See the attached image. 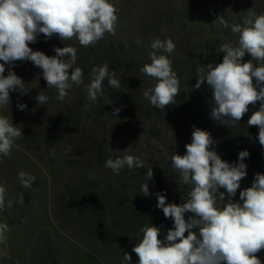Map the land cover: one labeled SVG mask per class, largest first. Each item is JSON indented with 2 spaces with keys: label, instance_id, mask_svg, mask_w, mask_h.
<instances>
[{
  "label": "rangeland",
  "instance_id": "obj_1",
  "mask_svg": "<svg viewBox=\"0 0 264 264\" xmlns=\"http://www.w3.org/2000/svg\"><path fill=\"white\" fill-rule=\"evenodd\" d=\"M111 2L119 9L115 35L106 34L95 46L83 47L75 38L45 40L43 34L30 45L49 56L55 55L54 47L77 49L75 66L83 70V83L70 90V101L56 99V90L47 88L42 70L31 62H16L11 69L30 90L23 96L11 93V103L0 107V116L12 119L23 131L10 157H0V185L7 190L0 224L8 225L7 239L0 242V264H122L124 252L131 254V264H137L132 248L142 236L140 229L155 225L163 239L173 226L156 207L155 193L165 192L168 203L180 204L188 198L191 185L179 182L171 156L185 153L193 125L210 133L212 148L230 163L238 160L240 151L249 152L244 161L247 176L235 200L251 186L255 173L264 174L258 128L247 125L259 103L249 106L230 129L211 118L207 85L194 88L197 67L221 62L220 46L238 41L231 25L242 24L249 9L264 12V0ZM156 38H171L176 45L172 54L158 53L170 56L180 80L175 104L165 109L144 97L156 81L140 72L150 63V45ZM105 63L122 87L110 88L105 81L104 93L91 103L85 85L91 82L92 68ZM5 68L7 75L9 65ZM39 92L49 97L47 104L34 99ZM17 103L26 104V110H19ZM89 103L91 109L86 110ZM122 105L117 117L112 116L113 108ZM124 155L139 157L144 166L125 168L119 175L105 167L108 158ZM149 168L154 172L151 194L144 196L140 189ZM20 172L35 177L31 187L21 185ZM260 259L264 261V251Z\"/></svg>",
  "mask_w": 264,
  "mask_h": 264
},
{
  "label": "clouds",
  "instance_id": "obj_2",
  "mask_svg": "<svg viewBox=\"0 0 264 264\" xmlns=\"http://www.w3.org/2000/svg\"><path fill=\"white\" fill-rule=\"evenodd\" d=\"M118 12L111 0H0V107L11 103V93L23 96L30 90L11 70L16 62H31L41 69L47 88L56 90V99L70 101V90L83 83V70L75 66L77 49L54 47L55 55L49 56L30 45L43 34L45 40L54 36L61 41L75 38L83 47L95 46L106 34L115 35ZM247 12L242 24L231 25V31L238 34L237 43L220 46L222 61L197 67L194 88L207 85L211 92V118L230 129L249 112V106L259 103L247 125L258 128L256 139L264 148V12ZM218 19L225 28L229 27L222 17ZM150 46V63H145L140 72L156 83L143 95L152 106L165 109L175 104L180 80L170 56L158 53L172 54L176 45L171 38H156ZM5 65H9L7 75ZM105 81L110 88L122 87L121 79L115 71L109 72L107 63L93 67L91 82L85 85L91 103L104 93ZM34 99L45 105L49 97L39 92ZM91 103L85 105L86 110L91 109ZM123 107H114L111 115L117 117ZM17 108L24 111L27 105L17 103ZM192 129L185 153L171 156V167L178 173L179 182L191 185L188 198L180 204L168 203L165 192L155 193L156 207L172 220L173 226L163 239L161 228L155 225L140 229L142 236L132 248L137 264H264L260 259L264 251V174L255 173L251 186L241 190L239 200H235L240 182L247 176L244 161L249 152L240 151L238 160L230 163L212 148L208 131L195 125ZM21 136L22 129L12 119L0 116V157H10ZM143 166L144 162L134 155L105 161V167L115 175L125 168ZM153 177L149 168L140 189L144 196L151 194L149 181ZM18 178L25 188L35 181L25 172H20ZM6 195V188L0 185V210L5 208ZM7 206L11 207L12 201ZM7 231L8 225L0 224V242L7 239ZM131 262V254L124 252L122 264Z\"/></svg>",
  "mask_w": 264,
  "mask_h": 264
}]
</instances>
